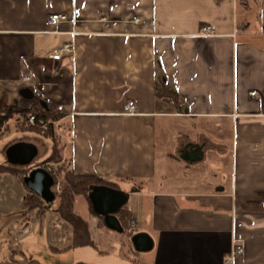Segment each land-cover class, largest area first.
<instances>
[{
	"label": "crops",
	"instance_id": "obj_1",
	"mask_svg": "<svg viewBox=\"0 0 264 264\" xmlns=\"http://www.w3.org/2000/svg\"><path fill=\"white\" fill-rule=\"evenodd\" d=\"M54 15L66 19L51 25ZM205 26L215 34H201ZM68 43L73 52L53 61ZM40 106L60 117L71 171L116 186L76 198L92 245L73 247V227L54 218L46 253L35 238L0 264H227L234 246L243 249L234 264H264V0H0V114L13 115L0 165L51 173L55 165L41 164L52 140L17 130L21 114ZM20 144L36 150L28 165L9 160ZM195 150L200 159L183 158ZM207 159L220 163L219 176L192 174ZM98 189L125 202L110 210ZM57 203L36 209L56 212ZM122 208L134 227L123 225ZM141 235L150 250H136Z\"/></svg>",
	"mask_w": 264,
	"mask_h": 264
},
{
	"label": "trees",
	"instance_id": "obj_2",
	"mask_svg": "<svg viewBox=\"0 0 264 264\" xmlns=\"http://www.w3.org/2000/svg\"><path fill=\"white\" fill-rule=\"evenodd\" d=\"M161 95L167 100H173L176 104L179 103L180 98L167 89L162 88ZM41 107V106H40ZM35 115V124H29V115L22 113L19 117L17 124L18 131H30L37 132L43 136L50 138L53 142L52 153L47 161L41 165L53 164L54 169L51 174L55 178V182L60 183V190L57 194V205L55 207L56 212L68 222L74 230V242L73 247L92 245V241L89 236V225L75 212V202L78 196H85L90 200V194L94 189L98 187H112L116 185L112 184L105 179L96 176H76L70 168V165L62 160V143L61 139L57 135L54 127V122L60 119L59 116L51 113V108L41 107V110ZM13 119L12 112H6L0 114V138L4 137V131L10 132L9 121ZM43 125L48 128L46 132H42L40 129ZM7 133V134H8ZM10 172L11 174L20 177L24 184V178L30 173V170H22L14 167H8L0 165V172ZM24 204L27 208H40L46 209L51 207L46 205L40 197L28 190L27 195L24 197ZM119 216L125 227H129L133 222L132 213L127 208H122L119 211Z\"/></svg>",
	"mask_w": 264,
	"mask_h": 264
},
{
	"label": "rangeland",
	"instance_id": "obj_3",
	"mask_svg": "<svg viewBox=\"0 0 264 264\" xmlns=\"http://www.w3.org/2000/svg\"><path fill=\"white\" fill-rule=\"evenodd\" d=\"M42 132H46L42 128ZM174 133V130H170ZM12 132V130H11ZM8 132L4 131V136ZM15 136V137H14ZM14 138L25 139L26 137L41 138L34 133H15ZM42 141H45L41 138ZM50 143L45 142V147ZM5 156L0 154V159L4 162ZM6 162V161H5ZM225 169H230L229 159L223 163ZM220 163L204 160L193 167L191 170L198 171L199 176L208 179H214L219 176ZM54 169V167H53ZM28 191L15 180V177L9 174L0 173V260H10L19 258L21 252H25L29 248V243L33 239H38L37 250H46V244H49V235L57 232L54 226V218L61 216L57 212L46 211L40 214L36 208L29 209L24 205V196ZM62 218V217H61ZM64 226H70L64 223ZM67 224V225H66ZM56 225V224H55ZM43 233V234H42ZM44 235V236H43ZM43 236V239L41 237ZM50 239V238H49ZM58 248L59 245L55 243ZM49 251L51 249L49 248ZM46 253V252H42ZM43 256V255H42ZM44 257V256H43Z\"/></svg>",
	"mask_w": 264,
	"mask_h": 264
},
{
	"label": "water",
	"instance_id": "obj_4",
	"mask_svg": "<svg viewBox=\"0 0 264 264\" xmlns=\"http://www.w3.org/2000/svg\"><path fill=\"white\" fill-rule=\"evenodd\" d=\"M22 94L29 97L31 91L24 90ZM42 105L46 107L45 104ZM7 154L9 160L13 164L28 165L36 155V150L32 146L20 144L10 148ZM183 158L186 160L200 159V151L195 150L189 152L184 155ZM24 184L29 191L40 197L47 205L55 203L57 199L56 194L53 191V188L55 187V178L47 169L39 167L31 170V172L24 178ZM99 195L106 197V202L110 207V210H115L123 205L126 199L124 195L106 189H98L95 192V196ZM134 245L138 251H148L152 247V241L148 236L141 235L136 238Z\"/></svg>",
	"mask_w": 264,
	"mask_h": 264
},
{
	"label": "built area",
	"instance_id": "obj_5",
	"mask_svg": "<svg viewBox=\"0 0 264 264\" xmlns=\"http://www.w3.org/2000/svg\"><path fill=\"white\" fill-rule=\"evenodd\" d=\"M65 19L66 17L63 15H54L49 19V23L51 25H54L61 21H64ZM201 34H203L204 36H213L215 34V30L210 26H205L201 29ZM73 50H74L73 44L71 43L65 44L62 48H60V50H58L55 54L51 56V59L55 62H59L64 54L71 53L73 52ZM29 80L30 78L28 76L24 78L25 82ZM30 110L32 115L29 117V124L34 125L36 119H35V115L32 113L33 108H30ZM125 112L128 114H135L137 112L136 106L133 104H127L125 108ZM47 128L48 127L46 125L42 126V129L45 131L47 130ZM55 187H56L55 188L56 191L60 190L59 185L57 186L55 185ZM132 226L134 227L135 225L132 224ZM242 255H243V249L239 246H234L231 254L226 258V263L234 264L236 259Z\"/></svg>",
	"mask_w": 264,
	"mask_h": 264
}]
</instances>
